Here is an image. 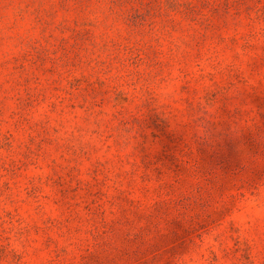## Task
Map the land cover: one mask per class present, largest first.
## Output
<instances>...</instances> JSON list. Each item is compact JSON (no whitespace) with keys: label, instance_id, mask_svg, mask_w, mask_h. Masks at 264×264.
<instances>
[{"label":"rangeland","instance_id":"374dc122","mask_svg":"<svg viewBox=\"0 0 264 264\" xmlns=\"http://www.w3.org/2000/svg\"><path fill=\"white\" fill-rule=\"evenodd\" d=\"M0 264H264V0H0Z\"/></svg>","mask_w":264,"mask_h":264}]
</instances>
